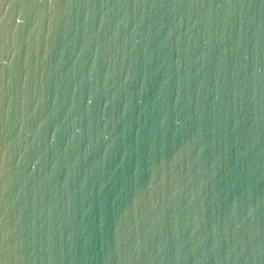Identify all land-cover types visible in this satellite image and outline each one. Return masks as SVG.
<instances>
[{
	"label": "water",
	"instance_id": "95a60500",
	"mask_svg": "<svg viewBox=\"0 0 264 264\" xmlns=\"http://www.w3.org/2000/svg\"><path fill=\"white\" fill-rule=\"evenodd\" d=\"M0 264H264V0H0Z\"/></svg>",
	"mask_w": 264,
	"mask_h": 264
}]
</instances>
